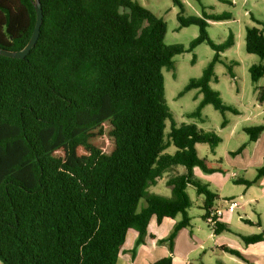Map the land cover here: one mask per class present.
<instances>
[{"label": "trees", "instance_id": "trees-1", "mask_svg": "<svg viewBox=\"0 0 264 264\" xmlns=\"http://www.w3.org/2000/svg\"><path fill=\"white\" fill-rule=\"evenodd\" d=\"M40 2L44 17L35 47L24 59L0 56V264H118L129 233L142 243L152 221L161 225L180 215L163 241L173 252L178 232L191 224L187 188L204 195L205 212L218 198L195 178L194 169L207 174L225 169L198 155V144L212 152L219 145L215 132L174 123L163 71L175 69L176 55L207 43L215 53L212 61L180 94L196 89L202 95L188 116L202 119L206 105L238 115L210 84L234 36L216 44L207 28L231 15L185 17L184 5L174 0L180 28L199 27L185 47L166 44V22L138 0ZM252 20L258 26L246 27L245 47L261 59L249 69L256 83L264 78V21ZM35 24L34 0H0V48L23 49ZM228 68L233 75L232 64ZM258 91L264 102V85ZM107 123L114 146L109 153L92 142L105 134ZM244 131L256 142L264 123ZM171 145L174 154L166 152ZM177 166L185 171L167 178L170 197L148 191ZM262 177L264 164L256 179ZM225 230L218 223L214 232ZM241 237L248 245L264 241L263 233ZM222 249L247 261L236 249ZM154 264H172V256Z\"/></svg>", "mask_w": 264, "mask_h": 264}, {"label": "rangeland", "instance_id": "rangeland-1", "mask_svg": "<svg viewBox=\"0 0 264 264\" xmlns=\"http://www.w3.org/2000/svg\"><path fill=\"white\" fill-rule=\"evenodd\" d=\"M143 6L151 10L158 17L164 19L167 24V33L165 42L168 45L181 44L189 47L190 43L199 35V27L191 25L181 27L178 20L180 12L179 6L174 0H138ZM184 5V16H202L204 12L209 14L229 13L231 18L224 21H211L207 28L208 35L216 44L224 43L230 34L234 36V45L226 49L221 54V62L216 63L214 68L215 79L212 80L211 87L218 91L223 103L239 110V114L232 112L222 113L216 110L212 105H206L202 110V119L191 118L188 115L194 112L199 106L202 95L198 90L194 89L183 95H180L191 79L198 78L202 75L204 69L212 61L214 51L207 43H201L192 51L185 52L174 57L175 69L164 70L165 84V100L172 112L173 121L176 125L184 123L196 124L205 132H215L221 142L212 152L208 144H198L197 150L200 157H207L212 162H221L225 172H218V175L228 179L225 182L220 181V185L216 182L209 181L206 178L194 175L196 179L203 184L209 185V189L218 195L213 209H227V201L236 200L240 207L234 211H225L224 220L231 232L224 231L221 236L216 238L218 243L226 244L228 247L240 249L245 253H249L250 246L241 238L240 234L245 236L253 234H264V226L251 224L244 220L245 213H255V209L263 207L264 210V183L260 185L253 183L250 186L236 183L238 177L253 180L257 177L259 168L249 169L248 172L237 171L227 162V154L230 151H236L245 145L248 150H252L254 142L249 141V136L243 130L244 127L262 124L263 116L259 112L264 110V105L257 100L258 87L264 85V78L258 82H253L250 75V67L261 62L258 55L250 54L246 51V27L258 26L253 22L252 16L264 21V0H180ZM233 66V75L230 74L228 65ZM225 125L223 126V122ZM105 134L97 137L92 142L102 151L109 153L113 149V140L107 134L109 131L108 123L105 124ZM171 130V122H167L166 133ZM176 147L171 145L166 152L174 154ZM238 155V154H237ZM231 159L235 155L229 153ZM262 167V166H261ZM201 173V170L198 169ZM185 168L177 166L169 173L164 174L156 185L149 188L150 193H156L165 197L171 196V190L166 185L169 176L183 173ZM203 172V171H202ZM216 173V172H215ZM205 175V173H201ZM238 176V177H237ZM188 195L191 200L189 209L190 216L195 219L198 225H202L207 232H211L212 228L201 217L204 211L203 205L205 197L199 195L194 186L187 188ZM145 205V200H141L139 207ZM259 207V208H258ZM205 213V211H204ZM180 216V215H179ZM203 228V229H204ZM220 235V234H219ZM225 239L232 242H226ZM208 244H212L209 242ZM253 245V244H251ZM210 247V245H209ZM214 255L210 257L213 262L210 264H221L225 260L228 253L215 249ZM209 253V250L207 251ZM234 264V263H230Z\"/></svg>", "mask_w": 264, "mask_h": 264}, {"label": "crops", "instance_id": "crops-1", "mask_svg": "<svg viewBox=\"0 0 264 264\" xmlns=\"http://www.w3.org/2000/svg\"><path fill=\"white\" fill-rule=\"evenodd\" d=\"M258 96H259V91L257 95V100H258ZM259 103L264 105V102H259ZM260 109L262 110L259 112V115L263 116L264 119V110L262 107H260ZM254 144L256 146H254L252 150H248V147L245 146L243 151L240 154L235 155L233 159L230 158L229 153H232L234 151L228 152L227 154L228 164L232 168H235V170L243 171L244 173L248 172L249 169H253V168L256 169L263 166L264 132L261 134L260 138L256 142H254ZM222 167L224 168L223 164ZM198 169L199 168L194 169L195 175L198 174V176L202 178H206L212 182L214 181L219 185L221 183L220 181L225 182L228 179L227 178L228 175H225L226 177L225 180V177H222L221 175L217 174L218 172L212 174L205 173V175H203L201 173L204 172H202L201 170L200 173L198 172L199 171ZM237 180L243 181L248 179L238 177L235 179V181ZM254 180H256L255 181L256 183L260 181V185L264 183V177L262 180L253 179L248 181H254ZM204 215L205 213L203 211L201 214V217L203 219H204ZM243 219L251 224H258L259 226H264L263 207L260 208V211L259 209L257 210L255 209V213L253 212V214L245 213ZM180 220H181V216H178L174 220H165L161 225H157L155 220L152 221L148 228L147 235L144 237L143 242L139 244H138V236L135 233H129L126 237V241L120 252L118 258V264H154L157 261L166 258L168 256H172V264H210V262H213V260L210 257L209 261H207V256L209 257L210 255H214L216 253L215 249L218 248L230 255L228 257L225 256L224 258L225 260H222L221 264H230V263L264 264V241L257 244L249 245L250 246L249 253H245L243 251H240V249H238V251H240L246 257L247 261H244L241 258L232 255L231 253L222 249L223 247H228L226 244L218 243L216 240V238L222 235L221 234L222 232L220 233V235L216 234L214 232L215 228H212L211 232H207V230L204 227H202V225H198L195 222V219H193L192 217H191L190 226L183 228L178 232L177 236L174 239L173 252H171L169 248V244L163 241L170 236L176 224ZM225 222L226 220H224V217H222L219 224L225 225L228 228V230L225 231L231 232V229L228 227V225H226ZM239 235L242 236L243 234L239 233ZM224 241L232 242L231 240L228 239H225ZM209 242H212V244H208ZM208 250L209 253L207 252Z\"/></svg>", "mask_w": 264, "mask_h": 264}, {"label": "water", "instance_id": "water-1", "mask_svg": "<svg viewBox=\"0 0 264 264\" xmlns=\"http://www.w3.org/2000/svg\"><path fill=\"white\" fill-rule=\"evenodd\" d=\"M34 6L36 10V24L28 44L23 49L16 51L0 48V56L15 59H24L29 54V52L35 47L40 35L44 15L40 0H34Z\"/></svg>", "mask_w": 264, "mask_h": 264}, {"label": "built area", "instance_id": "built-area-1", "mask_svg": "<svg viewBox=\"0 0 264 264\" xmlns=\"http://www.w3.org/2000/svg\"><path fill=\"white\" fill-rule=\"evenodd\" d=\"M227 209L222 210L221 208L217 209H209L205 212L204 220L211 228H216L217 224L220 222L222 217L224 216L225 211H234L240 207V204L236 200L227 201Z\"/></svg>", "mask_w": 264, "mask_h": 264}]
</instances>
